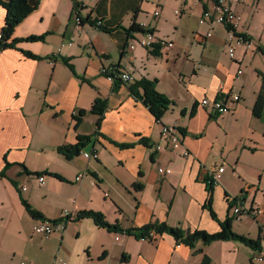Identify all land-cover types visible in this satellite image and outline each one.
Returning <instances> with one entry per match:
<instances>
[{
	"label": "crops",
	"instance_id": "0c3cea01",
	"mask_svg": "<svg viewBox=\"0 0 264 264\" xmlns=\"http://www.w3.org/2000/svg\"><path fill=\"white\" fill-rule=\"evenodd\" d=\"M75 1L33 0L36 8L16 26L12 39L34 34L45 39L19 41L0 51V170L7 161L13 164L0 177V264H53L57 257L68 264H262L257 250L237 240L198 241L191 247L167 232L151 240L125 231L165 222L217 232L230 217L237 233L260 236L264 110L258 117L253 109L262 86L264 38L246 19L260 0L236 5L240 31L252 44L237 45L234 57L227 25L200 21L214 0H184L186 7L174 11L167 0H77L78 11ZM5 19L0 5V35ZM98 20L102 27L92 23ZM135 22H145L174 47L155 53L142 46L137 40L144 32H128ZM165 22L173 24L169 31L161 30ZM22 50L43 58L28 57ZM63 57L71 60L75 73ZM117 69L130 71L134 80L110 79ZM143 77L156 80L158 91L174 101L161 120L130 91ZM97 97L108 102L99 128L98 115L91 112ZM204 98L223 100L229 109L216 113L201 105ZM81 109L87 112L78 121ZM164 126L180 133V149H172L162 137ZM80 135L91 140L78 156L67 159L57 151L78 142ZM223 165L221 178L214 181L213 173ZM32 172L43 173L45 182ZM55 172L64 179L51 174ZM211 179L218 219L205 206ZM136 183L143 187H134ZM23 199L46 219L61 220L63 231L50 236L34 231L36 218ZM238 205L262 212L245 211L238 218ZM65 209L74 211V218L63 221ZM83 210L102 212L122 230L101 227L90 217L78 219Z\"/></svg>",
	"mask_w": 264,
	"mask_h": 264
},
{
	"label": "trees",
	"instance_id": "16d2710c",
	"mask_svg": "<svg viewBox=\"0 0 264 264\" xmlns=\"http://www.w3.org/2000/svg\"><path fill=\"white\" fill-rule=\"evenodd\" d=\"M0 5L3 6L6 9V19L5 24L2 27L1 35H0V51L4 50L6 48L15 47L16 44L19 41H38V40H44L45 35H29L27 37L23 38H13L12 35L14 32V29L18 24H20L35 8L36 4L33 2V0H0ZM81 4L77 0L75 1L74 9L75 11H78ZM80 17V16H78ZM81 19V17H80ZM94 25H97V21H92ZM102 27L103 25H99ZM228 29L230 28L227 26ZM147 31L145 28L141 27L137 22H135L128 30L130 34L133 35L134 32H144ZM262 49V48H261ZM24 54L28 57H32L35 59H42L43 56L39 54H35L32 51L28 50H22ZM155 53H158V50L154 49ZM262 52L264 53V49H262ZM63 60L65 64L75 73V68L73 63L69 58L63 57ZM262 77V86L259 91L253 112L256 116L261 117L263 115L264 110V71L260 72ZM118 80V79H116ZM130 91L132 95L141 100L152 112V114L156 117V119L161 120L162 116L165 114V112L174 104V101L170 99L167 95L164 93L158 91L156 88V80H151L146 77L141 78L140 80L132 83L130 85ZM108 105L107 99L102 97H97L94 100V103L91 108V112L98 115L97 120V127L99 128L101 126L103 116L105 113V109ZM87 110L81 109L79 111V114L75 116V118L78 121H81V118L83 115H85ZM97 134H100L98 132ZM91 140V136H79L78 142L73 144H63L57 147V151L62 154L67 159H72L75 156H78L84 146L87 144V142ZM121 146L126 147L128 144L122 143ZM13 165L12 163L7 161L6 167L2 170H0V177L7 176L6 171L7 169ZM24 170L28 171L27 167L23 164L22 165ZM32 174L35 175H41L43 173L40 172H32ZM54 176H57L61 179H64L62 175L59 173H51ZM15 183V182H14ZM134 187L136 188H142L143 184L136 183L134 184ZM208 191H209V197L206 202V208L209 210L211 216L214 219H218L217 213L213 206V180L211 179L209 181L208 185ZM235 200H238L236 198ZM23 204L25 205L27 211L35 218H42L46 219L44 215L37 209H35L26 199H23ZM235 203L231 202V206H233ZM77 218H83V217H90L94 219V221L101 227L108 228L110 230H122L121 227L117 223H110L105 215L100 211L95 210H83L80 213H78ZM54 222H58L60 220H52ZM220 230L217 232H209L204 229H196L194 231L190 230H184L180 227L170 226L165 222L159 223L154 222L147 224L143 227L136 228V229H126V232L129 233H136L137 235L146 237L149 235L150 231L155 229L160 234H163L165 232L171 233L177 241L187 244L191 247H195L196 243L198 241H202L203 244H210L217 240H237L240 241L253 249L257 251H264V243H262V238L264 239L261 234L263 233L264 228L261 227V233L258 238H252L250 236L237 233L234 231L232 226V218L228 217L225 220L220 222ZM197 251V250H196Z\"/></svg>",
	"mask_w": 264,
	"mask_h": 264
},
{
	"label": "built area",
	"instance_id": "2783aa9c",
	"mask_svg": "<svg viewBox=\"0 0 264 264\" xmlns=\"http://www.w3.org/2000/svg\"><path fill=\"white\" fill-rule=\"evenodd\" d=\"M240 1L243 0H214L213 9L205 10L200 19L202 23H204L205 21H216L219 23H224L230 27L227 41L229 47V54L232 57L235 56L237 45H246L247 47H250L252 44L248 35L240 31L242 24V16L236 10V5ZM176 13L179 14L180 11L177 10ZM154 15L157 17L161 15L160 2H158L156 5ZM77 20L78 23L81 22L79 17H77ZM138 24L147 30L144 31L142 37L137 40V42L140 43L142 46H145L149 49H160L161 51H167L174 47L173 41L167 39L166 37L157 36L156 33L151 28H149L145 22H140ZM99 25H103L102 20L97 21V26ZM134 46V43L130 44V48H133ZM109 78L112 80L120 79L123 82L127 83L132 82L134 80V76L130 71L121 69H117L110 72ZM231 96L235 99H239L240 97L238 92H232ZM201 105L210 107L212 111L216 113H225L229 109L227 103L220 99H216L210 102L209 99L204 98L201 101ZM162 137L166 141H168L172 149H180L183 146L182 137L175 127L164 126L162 130ZM157 148L160 149L161 146H157ZM189 154V150L185 148L183 150V155L187 157L189 156ZM85 155L87 157L98 156L97 152H85ZM159 170L162 173L171 172V169L169 168H160ZM224 170V165L215 170V172L213 173L214 181L221 178L222 172H224ZM45 178L46 176L44 174L39 175V182L43 184L45 182ZM24 189H26V187H24ZM234 211L237 214V217L241 218L242 214L245 211L252 215H256L258 213H261L262 209L252 207L247 210L246 208L238 205L234 207ZM74 216V211H71L70 209H65L62 213V220L69 221L70 219L74 218ZM33 229L34 231L41 233L44 236H50L52 234L63 231L62 229H64V223L61 222V220L58 222H54L48 219L36 218ZM159 235L160 233L153 229L150 231L149 235L146 236V238L155 240L159 237ZM257 259L260 263L264 264V251H258ZM53 264H68V262L61 257H57Z\"/></svg>",
	"mask_w": 264,
	"mask_h": 264
},
{
	"label": "rangeland",
	"instance_id": "374dc122",
	"mask_svg": "<svg viewBox=\"0 0 264 264\" xmlns=\"http://www.w3.org/2000/svg\"><path fill=\"white\" fill-rule=\"evenodd\" d=\"M167 1H168L167 8L172 11H174L175 8H182V7L185 8L186 7V5H183V4L181 5V3H183L184 0H167ZM250 11H251V8H250ZM246 19L248 22H250L252 31L255 34H261V35L263 34V38H264V0H260L259 7L257 9L256 7H254L251 14L246 16ZM170 22L161 23V30L169 31L171 27H173V24ZM33 176L35 177V175ZM237 221L241 222V220L239 219H237L235 222Z\"/></svg>",
	"mask_w": 264,
	"mask_h": 264
}]
</instances>
